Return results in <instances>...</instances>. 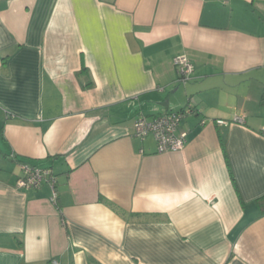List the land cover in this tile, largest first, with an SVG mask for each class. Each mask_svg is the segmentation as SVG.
Instances as JSON below:
<instances>
[{"label":"crops","instance_id":"0c3cea01","mask_svg":"<svg viewBox=\"0 0 264 264\" xmlns=\"http://www.w3.org/2000/svg\"><path fill=\"white\" fill-rule=\"evenodd\" d=\"M263 95L264 0H0V264H264Z\"/></svg>","mask_w":264,"mask_h":264},{"label":"built area","instance_id":"2783aa9c","mask_svg":"<svg viewBox=\"0 0 264 264\" xmlns=\"http://www.w3.org/2000/svg\"><path fill=\"white\" fill-rule=\"evenodd\" d=\"M177 70L178 83H185L193 73V66L184 55H179L174 59ZM192 109H186L181 113H168L156 117H139L133 125V133L139 139L148 136L153 137L156 143L158 154L167 152H180L184 149L186 142V132L179 131L181 121L192 114ZM234 122L242 123L239 117L234 118ZM217 125H225V121H216ZM21 176L16 180V188L28 190L39 188L43 183L48 184L51 192L50 201L56 203L57 178L49 169H42L28 164L21 165ZM53 264H56L55 262Z\"/></svg>","mask_w":264,"mask_h":264},{"label":"trees","instance_id":"16d2710c","mask_svg":"<svg viewBox=\"0 0 264 264\" xmlns=\"http://www.w3.org/2000/svg\"><path fill=\"white\" fill-rule=\"evenodd\" d=\"M261 102L262 103H264V95L262 96V98H261ZM192 109L191 107H188L187 109ZM186 110V109H185ZM185 110H182V111H180V112H176V113H181V112H183V111H185ZM232 179V181H233V178H231Z\"/></svg>","mask_w":264,"mask_h":264}]
</instances>
